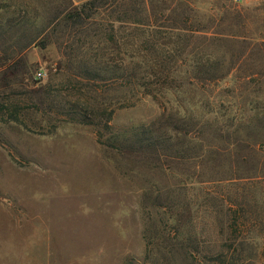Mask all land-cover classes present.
Returning a JSON list of instances; mask_svg holds the SVG:
<instances>
[{"label": "rangeland", "instance_id": "rangeland-1", "mask_svg": "<svg viewBox=\"0 0 264 264\" xmlns=\"http://www.w3.org/2000/svg\"><path fill=\"white\" fill-rule=\"evenodd\" d=\"M86 1L0 0V264L152 263L190 233L212 245L222 206L255 185L264 215V0H190L209 27L196 39L225 75L178 79L177 98L145 93L117 66L129 30L112 24L114 0L65 19ZM169 111L213 129L166 150L131 132ZM254 231L264 264V224Z\"/></svg>", "mask_w": 264, "mask_h": 264}, {"label": "trees", "instance_id": "trees-1", "mask_svg": "<svg viewBox=\"0 0 264 264\" xmlns=\"http://www.w3.org/2000/svg\"><path fill=\"white\" fill-rule=\"evenodd\" d=\"M111 3L108 4L107 0H88L69 11L65 19L78 24L86 22L108 4L112 24L119 22L121 26L117 29L127 25L129 30V39L125 42L126 59H119L117 66L123 68V73L130 82L143 87L145 93L166 96L167 92H171L177 98V92L182 91L181 86L176 83L178 79L182 81L187 78L193 85L201 82L214 84L224 77L225 73L220 69L222 57L219 53H214L213 49L208 50L203 41L196 39L200 32L208 31L209 27L196 19L198 10L190 0H114ZM164 11L168 12V17H173V23L168 29L170 31L158 28V20L163 17L160 13ZM113 28L116 30L114 25ZM225 35L226 33L216 32L214 39H218L217 45ZM239 35L247 37L251 34L243 32ZM115 44L118 46V41L115 40ZM185 64L189 73L182 77L179 71H182L181 67ZM168 113L170 114L163 113L158 124L153 122L148 126L132 129L131 132L157 134L158 146L166 150L174 149L184 141L177 137L179 140L173 142L176 135L182 133L185 137L191 135L200 139L197 138L200 134L213 129L211 123L201 126L192 114L186 113L184 117H179L173 111ZM215 127V130L221 128ZM255 189L256 185L252 190H241L237 195L240 198L238 203L231 206L227 202L222 206L221 217L217 220V234L211 240L216 243L200 245L202 238L189 232L188 237L184 235L183 239L193 241V244L181 243L179 248L158 249L154 262L145 264H253L258 256L254 230L259 223L264 224L262 211L251 205V201L256 198ZM181 226L180 223L179 227ZM262 256L264 257V252Z\"/></svg>", "mask_w": 264, "mask_h": 264}, {"label": "built area", "instance_id": "built-area-1", "mask_svg": "<svg viewBox=\"0 0 264 264\" xmlns=\"http://www.w3.org/2000/svg\"><path fill=\"white\" fill-rule=\"evenodd\" d=\"M38 74H39V76H42L43 73L42 72H39Z\"/></svg>", "mask_w": 264, "mask_h": 264}]
</instances>
